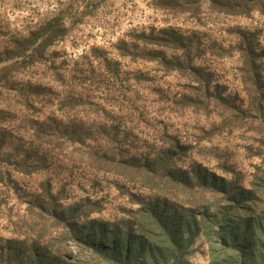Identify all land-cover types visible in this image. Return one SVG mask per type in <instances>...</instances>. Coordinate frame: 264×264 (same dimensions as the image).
Here are the masks:
<instances>
[{
  "label": "rangeland",
  "instance_id": "374dc122",
  "mask_svg": "<svg viewBox=\"0 0 264 264\" xmlns=\"http://www.w3.org/2000/svg\"><path fill=\"white\" fill-rule=\"evenodd\" d=\"M153 1L0 0V32L4 34H0V41L12 34H24L56 14H63L69 28L66 36L45 52L41 62L15 74L5 87L0 85V109L14 114L1 127L22 136L27 146L46 158L41 169L25 174L10 172L8 191L0 187V264L25 263V253L12 259L7 242L15 240V245L27 249L38 234L42 222L36 225L32 220L39 218L37 200L43 198L41 193L47 184L51 185L56 213L84 200L87 209L94 210L90 218H121L124 211L135 208L129 194L145 198L148 192L114 173L113 164L126 154L152 153L169 138L187 147L186 157L181 159L183 166L196 163L226 180L234 176L243 186L255 173L264 171V100L257 108L248 99L233 51L232 56L223 59L204 57L196 61L212 73L208 93L212 103L206 107L203 104L209 98L192 90L195 84L175 73H165L154 62L121 58L114 49L126 34L151 27L194 30L201 33L204 43L228 49L234 39L227 31L239 27L255 31L258 48L264 52V14L239 17L203 10L195 20L156 9ZM103 56L109 60L107 70ZM261 56L264 76V53ZM24 83L47 87L52 99L37 106V111L21 110L8 100V90ZM196 94L200 97L194 105L178 102L183 95ZM217 97L221 100L214 102ZM48 119L60 121L61 128L77 124L87 138L86 144L79 145L68 140V135L50 131L43 142H36L32 136L34 123ZM100 127L110 133L109 137L114 133L112 143L107 145V136L99 135ZM11 146L7 145V157ZM1 160L0 170H11ZM47 215L42 214L44 218ZM44 228L43 241L56 234L50 222ZM55 248L88 260V264H103L94 257L85 259L82 254L88 252L80 251L74 242L59 243ZM192 249L196 252L189 258L190 264H207L203 240L198 239Z\"/></svg>",
  "mask_w": 264,
  "mask_h": 264
},
{
  "label": "trees",
  "instance_id": "16d2710c",
  "mask_svg": "<svg viewBox=\"0 0 264 264\" xmlns=\"http://www.w3.org/2000/svg\"><path fill=\"white\" fill-rule=\"evenodd\" d=\"M151 4L156 9L195 20L203 10L209 14L239 17H248L254 12L264 14V0H154ZM63 17V14L53 15L24 34H12L0 41L2 87L24 68L41 62L45 52L66 36L69 28ZM227 33L234 43L224 49L204 43L201 33L194 30L151 27L126 34V39L118 40L114 49L121 58L136 57L154 62L165 73H175L189 84H195L192 90L209 98L203 104L206 107L212 103L208 95L212 73L206 65L196 64V61L204 57L223 59L232 56L233 51L240 81L248 99L258 108L264 100L261 63L264 52L258 48V34L239 27ZM101 60L107 70L109 60L105 56ZM8 92V100L21 110L37 111V106L42 107L52 99L50 89L31 83L18 88L11 86ZM199 97L198 94L183 95L178 102L190 106L196 104ZM218 100L221 99L214 98V102ZM12 115L7 109H0V159L11 168L0 170V187L7 191L12 183L10 172L25 174L46 165V158L38 154L36 148L27 146L22 136L1 127L14 117ZM34 124L32 136L38 143L43 142L50 131L68 135V140L79 145L86 144L87 138L77 124L70 128L62 124L61 128L60 121L51 119ZM98 131L102 133L99 135L107 136V145L114 141V133L109 137L104 127ZM169 140L152 153L126 154L113 164L114 173L148 192L145 198L129 194L135 208L124 211L121 218H90L94 210H88L84 200L56 213L51 185L47 184L41 193L43 198L37 200L39 218L32 220L36 225L42 222L38 234L27 249L15 245V240H8L7 250L12 259L25 253L24 264H88V260L74 258L55 248L56 244L71 241L80 251L88 252L82 254L85 259L94 257L103 264H190L189 258L196 252L192 247L202 239L207 264H264V171L255 173L248 185L243 186L234 176L226 180L199 164L181 165L187 147L176 139ZM9 143L12 152L7 157ZM42 214L48 215L44 218ZM49 222L56 234L43 241L41 234Z\"/></svg>",
  "mask_w": 264,
  "mask_h": 264
}]
</instances>
